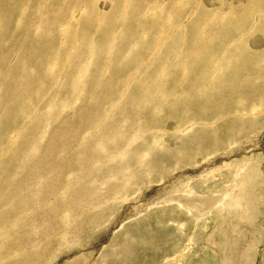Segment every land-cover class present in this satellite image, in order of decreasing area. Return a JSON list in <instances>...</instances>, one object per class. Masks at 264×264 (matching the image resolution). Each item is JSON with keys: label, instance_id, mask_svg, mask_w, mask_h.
<instances>
[{"label": "rangeland", "instance_id": "374dc122", "mask_svg": "<svg viewBox=\"0 0 264 264\" xmlns=\"http://www.w3.org/2000/svg\"><path fill=\"white\" fill-rule=\"evenodd\" d=\"M0 264H264V0H0Z\"/></svg>", "mask_w": 264, "mask_h": 264}, {"label": "bare ground", "instance_id": "6f19581e", "mask_svg": "<svg viewBox=\"0 0 264 264\" xmlns=\"http://www.w3.org/2000/svg\"><path fill=\"white\" fill-rule=\"evenodd\" d=\"M237 200V199H236ZM239 200V199H238ZM240 203V202H239ZM237 205V204H236Z\"/></svg>", "mask_w": 264, "mask_h": 264}]
</instances>
